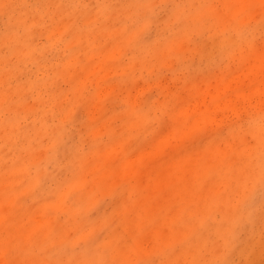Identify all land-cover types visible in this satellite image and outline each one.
Wrapping results in <instances>:
<instances>
[{"label":"rangeland","instance_id":"rangeland-1","mask_svg":"<svg viewBox=\"0 0 264 264\" xmlns=\"http://www.w3.org/2000/svg\"><path fill=\"white\" fill-rule=\"evenodd\" d=\"M0 264H264V0H0Z\"/></svg>","mask_w":264,"mask_h":264}]
</instances>
